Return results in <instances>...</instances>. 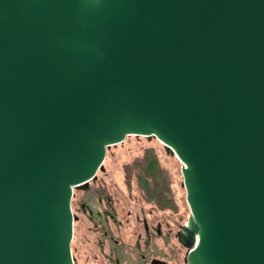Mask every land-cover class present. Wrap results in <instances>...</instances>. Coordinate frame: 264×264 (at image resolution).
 Wrapping results in <instances>:
<instances>
[{
	"label": "water",
	"instance_id": "water-1",
	"mask_svg": "<svg viewBox=\"0 0 264 264\" xmlns=\"http://www.w3.org/2000/svg\"><path fill=\"white\" fill-rule=\"evenodd\" d=\"M131 134L182 163L184 264H264V0H0V264H75Z\"/></svg>",
	"mask_w": 264,
	"mask_h": 264
},
{
	"label": "rangeland",
	"instance_id": "rangeland-1",
	"mask_svg": "<svg viewBox=\"0 0 264 264\" xmlns=\"http://www.w3.org/2000/svg\"><path fill=\"white\" fill-rule=\"evenodd\" d=\"M148 148L153 149L160 167L169 175L172 206L159 207L148 199L138 181L139 163ZM181 165L177 156L154 136L131 134L122 142L108 146L95 178L85 187L73 189L71 251L74 263L115 264L117 255L120 264L137 263L136 253L145 247V220L152 234L149 257L159 251L169 264H184L186 248L177 241L176 233L187 221L190 210L182 185ZM83 201L94 210H82ZM97 210L100 212L96 213ZM137 242L139 248L135 249Z\"/></svg>",
	"mask_w": 264,
	"mask_h": 264
},
{
	"label": "trees",
	"instance_id": "trees-1",
	"mask_svg": "<svg viewBox=\"0 0 264 264\" xmlns=\"http://www.w3.org/2000/svg\"><path fill=\"white\" fill-rule=\"evenodd\" d=\"M138 181L148 199L159 207L172 206L169 189V175L160 167L153 149L145 150L143 161L139 163Z\"/></svg>",
	"mask_w": 264,
	"mask_h": 264
},
{
	"label": "flooded vegetation",
	"instance_id": "flooded-vegetation-1",
	"mask_svg": "<svg viewBox=\"0 0 264 264\" xmlns=\"http://www.w3.org/2000/svg\"><path fill=\"white\" fill-rule=\"evenodd\" d=\"M81 208L82 210H88L89 212H92L94 210L93 206H91L89 203L83 201L81 203ZM100 211L97 210L96 213H99ZM157 234L159 235L160 234V229H159V226H157V228L155 229ZM143 232L145 234V237H144V240H143V245L145 246L143 248V251L142 252H138L136 253V257H137V263H132L130 261V264H151L152 260L154 259H160V260H164L166 262H168L167 259L163 258L161 256V253L159 251H156L151 257H149V242L151 241L150 238L152 236L151 232H150V229L148 227V224L145 220H143ZM106 233V231H104V234ZM114 243L117 242L116 239H113ZM116 244V243H115ZM114 248H118L117 245L114 247ZM139 248V243L137 242L136 246H135V249H138ZM137 251V250H136ZM114 254H116V250H114ZM115 264H120L119 262V258H118V255L115 256ZM169 264V262H168Z\"/></svg>",
	"mask_w": 264,
	"mask_h": 264
}]
</instances>
